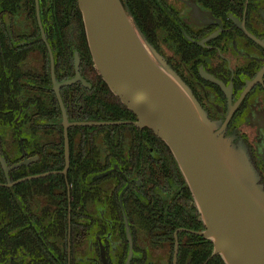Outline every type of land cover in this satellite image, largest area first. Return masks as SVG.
Returning a JSON list of instances; mask_svg holds the SVG:
<instances>
[{"label":"flooded vegetation","instance_id":"flooded-vegetation-1","mask_svg":"<svg viewBox=\"0 0 264 264\" xmlns=\"http://www.w3.org/2000/svg\"><path fill=\"white\" fill-rule=\"evenodd\" d=\"M121 1L264 186V0ZM138 121L94 66L78 0H0V264H225Z\"/></svg>","mask_w":264,"mask_h":264},{"label":"water","instance_id":"water-1","mask_svg":"<svg viewBox=\"0 0 264 264\" xmlns=\"http://www.w3.org/2000/svg\"><path fill=\"white\" fill-rule=\"evenodd\" d=\"M78 3L97 72L137 124L169 146L213 254L225 264H264V186L245 145L217 130L121 0Z\"/></svg>","mask_w":264,"mask_h":264},{"label":"trees","instance_id":"trees-1","mask_svg":"<svg viewBox=\"0 0 264 264\" xmlns=\"http://www.w3.org/2000/svg\"><path fill=\"white\" fill-rule=\"evenodd\" d=\"M164 142V141H163ZM179 169V168H178Z\"/></svg>","mask_w":264,"mask_h":264}]
</instances>
